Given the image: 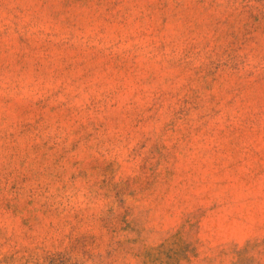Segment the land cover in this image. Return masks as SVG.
Wrapping results in <instances>:
<instances>
[{"label": "rangeland", "instance_id": "374dc122", "mask_svg": "<svg viewBox=\"0 0 264 264\" xmlns=\"http://www.w3.org/2000/svg\"><path fill=\"white\" fill-rule=\"evenodd\" d=\"M0 264H264V0H0Z\"/></svg>", "mask_w": 264, "mask_h": 264}]
</instances>
